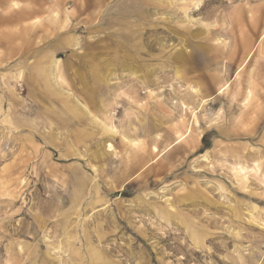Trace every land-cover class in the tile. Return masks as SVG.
Listing matches in <instances>:
<instances>
[{"label": "rangeland", "instance_id": "374dc122", "mask_svg": "<svg viewBox=\"0 0 264 264\" xmlns=\"http://www.w3.org/2000/svg\"><path fill=\"white\" fill-rule=\"evenodd\" d=\"M264 0H0V264H264Z\"/></svg>", "mask_w": 264, "mask_h": 264}, {"label": "crops", "instance_id": "0c3cea01", "mask_svg": "<svg viewBox=\"0 0 264 264\" xmlns=\"http://www.w3.org/2000/svg\"><path fill=\"white\" fill-rule=\"evenodd\" d=\"M264 33V30L262 31V33L259 35L258 40H261L264 36H261ZM261 36V37H260ZM261 38V39H260Z\"/></svg>", "mask_w": 264, "mask_h": 264}, {"label": "bare ground", "instance_id": "6f19581e", "mask_svg": "<svg viewBox=\"0 0 264 264\" xmlns=\"http://www.w3.org/2000/svg\"><path fill=\"white\" fill-rule=\"evenodd\" d=\"M261 36H264V33H263ZM261 36H260V37H261ZM260 39H261V38H260Z\"/></svg>", "mask_w": 264, "mask_h": 264}]
</instances>
